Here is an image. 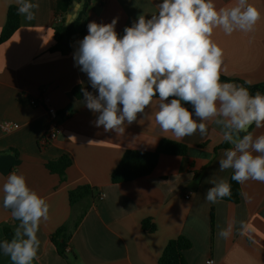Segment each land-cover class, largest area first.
<instances>
[{
  "label": "crops",
  "instance_id": "1",
  "mask_svg": "<svg viewBox=\"0 0 264 264\" xmlns=\"http://www.w3.org/2000/svg\"><path fill=\"white\" fill-rule=\"evenodd\" d=\"M31 2L39 4L33 10L35 19L28 21L20 15L19 28L0 44V120L20 125L10 133H0V240L5 227L15 233L19 225L11 211L3 207L2 192L8 175L16 171L50 205L48 220L39 226L40 247L33 264H159L168 242L179 236L192 243L184 252L189 264H207L208 260L213 264H264V183L249 180L240 184L237 203L225 197L212 204L204 198L212 179L224 178L230 183L232 176L230 169L219 171L218 162L231 145L221 147L225 142L218 126L209 122L207 135L197 132L176 140L171 133L160 131L154 116L144 118L138 114L131 125L125 122L123 135L104 132L102 126L97 128L92 123L96 114L85 107L84 97L77 98L72 93L74 87H81L97 94L74 61L79 41L88 34L87 25L93 21L106 24L117 18L115 30L122 36L124 28L139 15L150 18L157 13L156 5L162 0H91L85 31L72 37L70 46L63 51L51 50L56 43L54 28L66 26L76 4H80L79 9L82 4L76 0ZM214 2L219 8L235 0ZM248 2L262 14L254 31H237L229 36L214 29L212 39L224 52L222 76L258 84L264 82V0ZM12 5L17 6L14 0H0V33ZM41 94L66 114L63 130L48 145L42 144L48 124L46 105L30 104L31 98ZM185 106L192 110L191 105ZM155 111V103L146 110L149 114ZM249 131L264 134V128L257 129L255 125ZM162 139L186 144L188 153L162 155L150 175L112 183L111 173L125 151H154ZM62 155L72 160L65 181L46 168L47 162ZM79 185L93 187L98 199L73 233L68 243L70 252L62 256L51 236L70 225L77 214L81 204L71 208L69 191ZM146 219L156 225L154 233L143 231ZM240 221L246 228H241ZM229 224L231 235L221 238L219 231ZM0 264L11 261L1 253Z\"/></svg>",
  "mask_w": 264,
  "mask_h": 264
},
{
  "label": "clouds",
  "instance_id": "2",
  "mask_svg": "<svg viewBox=\"0 0 264 264\" xmlns=\"http://www.w3.org/2000/svg\"><path fill=\"white\" fill-rule=\"evenodd\" d=\"M14 2L19 15L35 19L33 10L39 4ZM156 7L157 13L150 18L139 15L122 36L115 30L117 18L87 25L88 34L79 41L74 61L97 93L81 89L85 107L96 114L92 123L104 132L123 135L125 122L131 125L138 114L154 116L161 132L181 140L197 132L207 135L212 122L223 142L231 145L218 162L219 171L232 170L231 179L240 184L264 183V134L249 131L253 125L264 128V93H251L244 86L251 85L250 80L244 84L221 80L224 52L212 39L214 29L229 36L254 31L261 12L248 0L219 8L214 0H162ZM154 103L156 111L149 114L146 110ZM211 185L204 195L209 203L232 194L224 178L212 179ZM2 192L3 207L19 225L10 241H0V251L11 264H33L40 247L39 226L48 220L50 205L16 171L8 175ZM239 223L246 228L244 221ZM231 232L229 224L218 235L227 239Z\"/></svg>",
  "mask_w": 264,
  "mask_h": 264
},
{
  "label": "trees",
  "instance_id": "3",
  "mask_svg": "<svg viewBox=\"0 0 264 264\" xmlns=\"http://www.w3.org/2000/svg\"><path fill=\"white\" fill-rule=\"evenodd\" d=\"M76 1L80 2L82 6L78 10L74 21L69 26L57 25L54 28V37L56 43L51 48L52 51L65 50L70 46L73 35L81 34L85 31L91 0ZM17 7L18 6L12 5L8 9L6 23L0 33V44L7 41L20 26V15L17 12ZM221 80L224 82H235L238 84H244L245 82L222 75ZM244 86L249 87L250 92L253 94H255L257 91L264 93V82ZM81 89V87H74L72 93L77 98H82L83 93L81 92ZM243 134L244 133H241V135ZM221 147H227L226 143H223ZM188 150L189 147L186 144L170 139L160 140L157 148L154 151L127 150L123 154L118 165L112 171L111 181L114 184H121L146 177L154 171L162 155L185 156L188 153ZM71 165V158L68 155H62L57 160H51L47 162L46 168L51 173L59 175L62 181H65L66 171ZM230 184L232 186V194L230 197H228V200L237 203L241 194L240 183L230 179ZM97 199L98 198L95 195V189L90 185H79L69 191V201L71 208L75 209L77 204L81 205L77 214H74L71 224L59 228L51 236V241L58 254L66 256L67 253L65 252V249L68 246L73 233L79 227L92 203H95ZM6 210L11 211L10 209ZM142 229L145 232L154 233L156 231V225L151 219H146L142 222ZM13 236V230L9 227H5L3 238L0 241L6 239L10 241ZM191 246V241L184 236H179L176 239L170 240L159 258V264H189L185 258L184 252L190 249ZM1 253L2 251H0V254Z\"/></svg>",
  "mask_w": 264,
  "mask_h": 264
},
{
  "label": "built area",
  "instance_id": "4",
  "mask_svg": "<svg viewBox=\"0 0 264 264\" xmlns=\"http://www.w3.org/2000/svg\"><path fill=\"white\" fill-rule=\"evenodd\" d=\"M59 17H55V21H58ZM38 103L46 105V112L48 116V124L45 135L42 138V144L48 145L52 140L56 139L60 132L63 130V122L66 114L59 112L53 105H51L48 101V98L45 94H41L38 98H31L30 104L35 106ZM19 123L11 120H0V133L6 134L10 133L19 128ZM102 194H100V198ZM186 198H190V194L186 196ZM65 252L68 254L70 252V248L67 246ZM211 261L213 264V260ZM207 262V264H208Z\"/></svg>",
  "mask_w": 264,
  "mask_h": 264
},
{
  "label": "water",
  "instance_id": "5",
  "mask_svg": "<svg viewBox=\"0 0 264 264\" xmlns=\"http://www.w3.org/2000/svg\"><path fill=\"white\" fill-rule=\"evenodd\" d=\"M79 7H80V4L77 3V4H76V8H74L75 13L71 16V18H70V22H69L66 26H69V25L74 21V19H75L76 16H77V11H78ZM74 36H75V35H73L72 37H74Z\"/></svg>",
  "mask_w": 264,
  "mask_h": 264
}]
</instances>
